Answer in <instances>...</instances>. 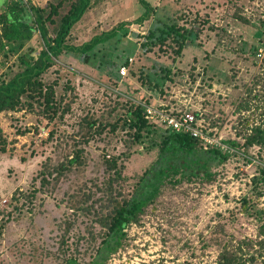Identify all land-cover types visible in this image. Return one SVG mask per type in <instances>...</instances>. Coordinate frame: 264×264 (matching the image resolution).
<instances>
[{
    "label": "rangeland",
    "instance_id": "374dc122",
    "mask_svg": "<svg viewBox=\"0 0 264 264\" xmlns=\"http://www.w3.org/2000/svg\"><path fill=\"white\" fill-rule=\"evenodd\" d=\"M74 1L34 0L26 10L33 14L32 8H39L45 16L50 4L61 2L56 25L47 24L53 33ZM89 1L67 44L80 48L112 29L117 34L88 54L63 52L53 58L40 80L54 88L56 115L36 100L31 108L0 113L5 140V152L0 151V264H61L66 257L88 264L101 229L90 217L77 216L79 195L94 194L92 201L100 195L105 160L114 157L120 173L112 174L129 197L158 157L159 133L135 143L120 127L110 131L126 114V102L178 107L180 100L186 110L201 114L203 126L226 138L239 133L238 138L255 126L264 130V0H146L151 13L142 23H137L144 12L138 0ZM120 24H125L121 30ZM166 24L192 30L179 53L171 38L163 44L148 38L150 30L160 36ZM38 43L31 42L32 50L38 51ZM25 50L6 60L0 53V77L23 69L17 57ZM125 59L127 73L121 77ZM89 120L95 122L90 131ZM99 124L104 131L94 133ZM76 149L82 164L58 176ZM238 152L216 167L214 182H183L161 190L140 222L124 230L123 247L105 264H217L224 249L236 256L243 252V260L254 258L244 264H264V184L252 183L264 167V145ZM92 225L95 241L88 240ZM65 232L66 255L58 249Z\"/></svg>",
    "mask_w": 264,
    "mask_h": 264
},
{
    "label": "trees",
    "instance_id": "16d2710c",
    "mask_svg": "<svg viewBox=\"0 0 264 264\" xmlns=\"http://www.w3.org/2000/svg\"><path fill=\"white\" fill-rule=\"evenodd\" d=\"M89 0H76L69 5L67 12L59 20L57 28L52 33L47 24L54 26L55 16H58L62 3L50 4L47 15H43V10L32 8L33 14H30L25 5L21 2L9 0H0V53L6 60L8 55L19 54L26 49L24 53L17 57L19 65L23 67L18 72L8 77V71L3 72L0 77V113L8 111H17L22 107L31 108V101L36 100L43 105L44 111L51 112L53 117L57 112L55 100V91L52 86L45 85L40 77L49 68L54 65L53 58L58 57L63 52L84 55L88 54L93 48L103 42L112 39L117 34V29L101 34L92 38L89 42L83 44L80 48H75L67 44V38L70 31L83 16L86 9L90 7ZM143 7L144 12L137 19V23H142L149 18L151 8L146 0H138ZM262 28L264 23L260 22ZM125 24H120L118 29L121 30ZM256 27V26H255ZM38 33L39 40L35 34ZM192 30L184 27L170 24L160 32V36L155 35L154 30H150L148 38L163 44L166 38H171L177 45V53L181 52L188 37H191ZM36 39L39 41L38 51L32 50L31 42ZM256 48L251 49L252 53ZM127 64V59L123 62ZM116 71V70H114ZM113 71V75L115 72ZM117 72V71H116ZM129 72V71H128ZM168 74V72H167ZM167 77V75H166ZM142 102H126L127 111L116 124L110 126V131L114 132L116 127L125 131V135L131 137L135 143H139L145 138L159 133L158 157L151 167L144 172V175L134 185L129 197H125L119 187L118 176L120 172L116 170V158H107L106 174L104 181L97 186L99 196L94 198V194L81 193L77 201V216L90 217L91 221L97 224L101 231L98 233L100 243L94 248V253L88 264H105L107 259L120 248L126 237L124 231L131 224L140 222L146 208L153 205L157 200L161 190L174 188L180 183L214 182L218 173L216 167L224 164L239 155L238 151L247 152L251 146L264 145V130L259 127L252 128L243 132L242 136L237 137L236 133L233 138L219 136V142L227 149H221L220 145L209 146L204 149L199 138L190 136L185 131H175L167 128L163 124L152 122L145 117V110L140 105ZM149 103V102H143ZM49 115V118L52 119ZM95 122L89 120L87 123L88 130H92ZM105 129L104 126H97L94 133L101 134ZM157 129H162L158 132ZM209 127H205L208 130ZM250 129V128H248ZM213 135V132L210 133ZM131 141V142H133ZM0 151L5 152V140L2 137L0 129ZM81 151L75 150L71 159L67 160L57 171L58 176L64 172L70 171L74 166H80ZM115 172L112 174V172ZM107 176V178H106ZM254 187L264 184V167L260 169L257 176L252 179ZM46 186V183H42ZM261 194V192H258ZM90 195V196H89ZM245 205H249L245 199L242 200ZM255 215L262 216L261 211L255 212ZM77 216L74 217L75 224ZM68 223H63V227ZM92 227L87 231L91 236L88 240L95 241V235L92 233ZM2 226L0 225V232ZM264 234V231L261 232ZM67 232L62 234L59 244V251L66 255L64 248H68L69 236ZM79 244L77 240L76 246ZM250 243L243 242V246H249ZM263 246V243H262ZM264 248V246H263ZM238 251L241 253V249ZM241 255V254H240ZM229 252L227 249L222 250L218 255L217 264H244L246 260L252 262L254 258L249 257L243 260L241 256ZM244 262V263H243ZM61 264H81L74 257H66Z\"/></svg>",
    "mask_w": 264,
    "mask_h": 264
},
{
    "label": "built area",
    "instance_id": "2783aa9c",
    "mask_svg": "<svg viewBox=\"0 0 264 264\" xmlns=\"http://www.w3.org/2000/svg\"><path fill=\"white\" fill-rule=\"evenodd\" d=\"M14 2H21L25 5L26 8H29L28 3H33L34 0H9ZM131 63V62H130ZM127 68L125 66L119 69V74L121 77H124L127 73ZM178 107L174 105L169 107L168 104L164 103H141L140 105L145 110V117L159 124H163L167 128H170L175 131H185L194 138H199L204 146V149H207L209 146L220 145L221 149L226 150L227 148L224 145H221L219 142V136L216 134V130H205L202 122H200L201 114H197L195 111H188L185 109V104L178 101ZM213 132V135L210 133ZM217 137L216 141L207 142L210 138Z\"/></svg>",
    "mask_w": 264,
    "mask_h": 264
},
{
    "label": "water",
    "instance_id": "95a60500",
    "mask_svg": "<svg viewBox=\"0 0 264 264\" xmlns=\"http://www.w3.org/2000/svg\"><path fill=\"white\" fill-rule=\"evenodd\" d=\"M132 36H134V35L132 34Z\"/></svg>",
    "mask_w": 264,
    "mask_h": 264
}]
</instances>
